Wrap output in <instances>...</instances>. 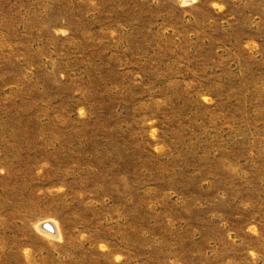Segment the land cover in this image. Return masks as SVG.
I'll list each match as a JSON object with an SVG mask.
<instances>
[{"label":"rangeland","instance_id":"1","mask_svg":"<svg viewBox=\"0 0 264 264\" xmlns=\"http://www.w3.org/2000/svg\"><path fill=\"white\" fill-rule=\"evenodd\" d=\"M0 264H264V0H0Z\"/></svg>","mask_w":264,"mask_h":264},{"label":"bare ground","instance_id":"2","mask_svg":"<svg viewBox=\"0 0 264 264\" xmlns=\"http://www.w3.org/2000/svg\"><path fill=\"white\" fill-rule=\"evenodd\" d=\"M52 224H53V223H52ZM41 230L44 231V232H46V233H48V234L58 235V229H57L56 224H55V228H53V230L48 229V228L43 227V226H42V229H41Z\"/></svg>","mask_w":264,"mask_h":264},{"label":"water","instance_id":"3","mask_svg":"<svg viewBox=\"0 0 264 264\" xmlns=\"http://www.w3.org/2000/svg\"><path fill=\"white\" fill-rule=\"evenodd\" d=\"M41 226L53 230L54 226L50 221H44L41 223Z\"/></svg>","mask_w":264,"mask_h":264}]
</instances>
